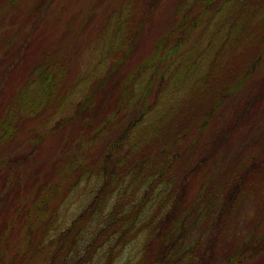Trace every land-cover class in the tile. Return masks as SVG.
<instances>
[{
	"label": "rangeland",
	"instance_id": "374dc122",
	"mask_svg": "<svg viewBox=\"0 0 264 264\" xmlns=\"http://www.w3.org/2000/svg\"><path fill=\"white\" fill-rule=\"evenodd\" d=\"M181 2L186 5L183 8L192 9L179 28ZM211 2L205 6L195 5L194 0H0V196L9 191L10 198L18 201L15 208L0 216L9 221L20 206L25 214L24 209L30 208L36 195L40 196V189L56 186L55 200L42 215L45 226L39 237L19 243L18 249L24 250V244L29 243L38 249L28 264L48 262L53 250L51 239L62 237L97 194L108 144L147 107L151 111L141 119L142 124L138 119V126H129L125 145L143 132L144 121L170 116L174 120L169 123L177 125L181 119L175 114L186 109V114L194 113L198 118L184 128L188 134L183 148L192 141L197 151L208 148L216 133L223 135L218 140L221 146L215 149V176L227 172L230 162L238 165L249 158L253 169H264V53L206 127L195 128L201 125L210 97L221 92L219 86L223 85L208 90L205 97L194 93L212 67L221 66L220 76L232 67V83L244 76L260 54L254 45L247 44L245 48L251 50L239 58L241 44L228 40L233 26L231 3ZM129 21L134 23L130 29L132 41L119 49ZM258 23H246L244 35L246 31L254 36L261 34ZM91 89L100 90L95 109L80 119L77 112L84 105L81 100ZM122 95L127 102L133 97L134 103L128 111L117 114ZM246 101L250 103L236 119L237 125L231 127V111ZM179 164L175 159L171 169L177 177L183 172ZM57 165L60 168L56 169ZM5 182L13 187H3ZM134 197L138 202L139 196ZM131 198L128 191L112 202H121L122 206ZM257 201L256 205L244 203L241 213L249 211L246 221H240L246 217L243 215L235 222L245 226L243 233L255 230L260 236L264 234V207L260 210L264 192ZM153 209L151 205L142 223L150 219ZM99 220L94 218L93 225L100 226ZM91 229L82 238L83 245L95 236H91ZM217 232L218 228L214 236ZM138 234L132 228L112 250L91 249L68 264H104L111 254V264H142L144 241ZM65 241L68 247L72 245ZM230 243L232 252L236 243ZM62 263L58 258L53 262ZM243 264H264V252Z\"/></svg>",
	"mask_w": 264,
	"mask_h": 264
},
{
	"label": "trees",
	"instance_id": "16d2710c",
	"mask_svg": "<svg viewBox=\"0 0 264 264\" xmlns=\"http://www.w3.org/2000/svg\"><path fill=\"white\" fill-rule=\"evenodd\" d=\"M211 1L194 0L195 5L203 3L205 6L213 4ZM260 1L226 0L227 4L231 3L233 20L228 40L232 41L231 44H241L239 58L251 50V48L248 49L250 45H254V49L259 50L260 54L255 58L256 63L251 65L244 76L237 77L233 81V87H231L232 75L230 76L232 67L224 76H220L222 68L219 64L212 67L202 87L194 93L203 94L205 97L208 90L211 91L218 85H223L219 86L221 92L210 97L205 115L203 114L200 122L201 125L195 126L197 130H203L206 127L212 115L221 108L224 99L232 97L235 90L241 87L246 76L253 72L263 56L261 52L264 53V2L260 4ZM236 4L239 6H235ZM183 6L186 5L181 2L178 10L181 19L177 25L179 28L185 23L192 9H186ZM252 21L254 23L260 21L258 27L263 31L255 36L246 31L247 36H245L244 27L246 23ZM133 26L134 23L129 21L120 40L119 49L132 41L130 29ZM247 44L248 47L245 48ZM99 91L91 89L87 97L81 100V104L84 105L77 112L81 113L80 119L86 118L95 109L96 94ZM254 97L252 94L251 98L254 99ZM127 100L128 102L122 95L117 114L130 109L131 104L134 103L133 97ZM247 101L243 106L231 111L228 121L231 127L237 125L236 119H240V113L250 103ZM150 111V107H147L137 119L130 122V125L133 128L138 126L142 122L141 119ZM177 117L181 119L177 125L169 123L174 120L170 116L168 119H160L156 122L144 121L143 132L125 145V140L129 136L130 125H128L117 138L108 144L101 165L102 181L97 194L88 208L72 222L70 229L64 232L62 237L51 239L53 250L46 264H53L54 259L57 258L63 261L62 264H68L70 259L78 261L77 256L91 249L106 247V252H108L112 250L114 244L116 246L121 244L132 228L137 233L139 231L138 236L143 237L142 264H243L247 259H252L264 252V234L259 236L255 230L245 234L243 233L245 226L243 224L240 226L235 222L243 215L246 217H241L240 221H246L249 211L241 213L244 203L256 205L259 203L257 199L263 198L264 169L258 170L257 167L253 169V163L249 158L238 165L234 163L231 165L230 162L227 165V172L215 176L212 173V167L215 166L213 163L215 149L221 146L218 140H221L223 135L216 133L214 139L211 142L209 140L207 149L201 147L197 151L196 147L193 148L194 141L190 146L183 148V142L188 134L184 128L191 125L198 116L194 113L186 114V109H182L175 114V118ZM138 119L140 122L137 121ZM169 130H171L170 133ZM165 138L169 141L165 142ZM120 147L122 152L118 154ZM177 158L183 171L178 177L177 173L172 175L171 172ZM60 166L57 165L56 169ZM260 178H262L261 183L258 182ZM140 181H142L141 185ZM7 186L5 182L3 187ZM128 191L133 196L130 199L131 202H125L122 206L121 202L118 205L114 204L115 201L112 202V199L116 200L117 197L120 200L121 196ZM4 194V197L0 196L2 199L0 215L11 210L13 206L15 208L18 204L15 198H10L9 191ZM55 194L56 186H51L47 190L40 189V196L36 195L30 208L24 209L25 214L23 207L20 206L9 221H5L4 216L3 218L0 216V264H28L31 256L34 257L37 254L38 249H35L32 243L24 244V250L23 248L18 249V246L23 240L39 237L41 229L45 226L42 215L47 213L48 204L50 205L55 200ZM134 196H139L138 202L135 201ZM151 205L154 209L150 213V219H146L144 224L142 218ZM263 207L264 204L260 210ZM104 208H106L105 211H103ZM94 218L100 219V226L93 225ZM82 220L85 221L83 222L84 227H82ZM75 228L78 229V233H75ZM95 228H100L98 229L100 232H97ZM217 228V235L214 236ZM89 229L92 232L91 236L94 234L95 236L91 237L90 242L85 241L83 245L82 238L89 235ZM72 233H75V238H71ZM229 237L231 239H228ZM65 239L71 241L72 245L68 247L67 242H64ZM230 240L236 243L232 252ZM11 241L12 244H10ZM105 258L104 264H111L114 257L111 254Z\"/></svg>",
	"mask_w": 264,
	"mask_h": 264
}]
</instances>
